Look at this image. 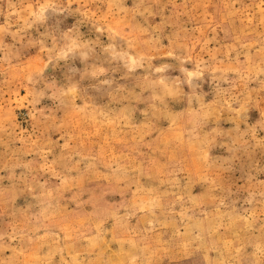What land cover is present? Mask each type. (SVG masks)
Returning <instances> with one entry per match:
<instances>
[{"label": "rangeland", "instance_id": "obj_1", "mask_svg": "<svg viewBox=\"0 0 264 264\" xmlns=\"http://www.w3.org/2000/svg\"><path fill=\"white\" fill-rule=\"evenodd\" d=\"M0 264H264V0H0Z\"/></svg>", "mask_w": 264, "mask_h": 264}]
</instances>
